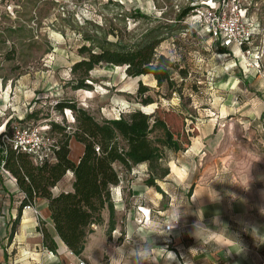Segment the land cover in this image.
Listing matches in <instances>:
<instances>
[{
	"label": "rangeland",
	"instance_id": "1",
	"mask_svg": "<svg viewBox=\"0 0 264 264\" xmlns=\"http://www.w3.org/2000/svg\"><path fill=\"white\" fill-rule=\"evenodd\" d=\"M236 6L260 22L254 43L264 51V0H0V125L7 131L31 113V121L75 130V111L57 108L68 101L99 121L141 109L151 123L163 119L180 144L169 149L163 130L153 128L161 157L152 170L115 163V225L110 231L106 208L91 234L101 238L96 264H231L233 243L263 260L264 237L241 224L235 201L249 175L264 174V58L256 74L211 31L218 14ZM151 41L157 45L142 73L102 61L89 72L90 88L73 87L72 66L89 52ZM160 57L162 83L149 72ZM148 96L153 102L144 104ZM71 152L76 157L74 144ZM150 175L160 189L147 183ZM171 220L176 230L167 234Z\"/></svg>",
	"mask_w": 264,
	"mask_h": 264
},
{
	"label": "trees",
	"instance_id": "2",
	"mask_svg": "<svg viewBox=\"0 0 264 264\" xmlns=\"http://www.w3.org/2000/svg\"><path fill=\"white\" fill-rule=\"evenodd\" d=\"M187 12L185 11L183 16ZM156 45L151 41L136 48L113 50L104 48L100 52H89L88 57L72 66V73L76 78L73 87L90 88L91 84L86 82L89 79V72L102 61L126 63L130 67H136L134 74L142 73L143 70L138 67L142 63L151 62ZM84 50L91 51L87 47ZM160 60L162 64L159 67L149 70L158 83L168 78L166 59L160 57ZM129 73L132 74L131 71ZM151 102L153 99L150 96L144 100V104ZM57 108L60 111L64 108L75 111L77 124L73 130L72 127L69 128L56 120L48 123L50 149L56 157L54 162L34 164L27 152L2 142L1 137L4 132L0 133V154L2 156L5 150V155L2 156L5 160L4 167L25 194L21 200V207L27 204L34 205L40 198L47 199L57 234L74 254L80 255L92 231V225L103 221L102 212L106 208L109 210L110 230L114 227L115 207L112 187L121 180L115 163L122 164L126 170L146 163L152 170L155 162L161 157L159 146L154 144L149 136L153 128L163 130L164 137L160 141L169 149L178 150L180 144L163 119L155 118L151 123V115L141 109H134L118 118L99 121L86 109L77 107L74 102L60 101L57 103ZM33 117H37V114H28L20 122L36 124L37 122L30 120ZM72 139L84 145L78 162L70 158ZM68 172L74 173L73 189L55 195L52 188ZM147 183L160 189L153 175H150ZM41 231L44 245L49 250H56L57 244L47 228L42 225Z\"/></svg>",
	"mask_w": 264,
	"mask_h": 264
},
{
	"label": "crops",
	"instance_id": "3",
	"mask_svg": "<svg viewBox=\"0 0 264 264\" xmlns=\"http://www.w3.org/2000/svg\"><path fill=\"white\" fill-rule=\"evenodd\" d=\"M235 53L239 54V57H243L236 48ZM255 73L257 74V72ZM18 117L24 118V116ZM3 129H5V124L0 125V132ZM72 144L76 147L77 155L76 157L72 156L71 152L70 158L78 162L84 145L75 139L71 140V147ZM138 166L146 167V163ZM73 181L74 173L68 172L52 188L53 193L57 195L62 191L72 190ZM20 192L17 181L9 174L0 171V264H67L78 258L86 260L88 264L98 262L95 254L99 252L101 238L96 235L91 236V234H95L94 230L97 224L92 225V231L86 239L83 252L76 255L57 234L48 200L40 198L33 208L25 209L21 207ZM236 193L238 198L235 205L241 224L250 228L254 235L264 237V174L262 176L260 174L249 175L247 182L243 186L240 185ZM114 207L116 206L114 205ZM145 215L147 214L142 213L143 218ZM102 217L104 220V213H102ZM175 222L177 220H171L166 224ZM166 224L163 225L165 233L175 232L176 227L167 231ZM42 225L47 228L57 244L53 256H48L46 252L48 248L43 242ZM231 249L234 253L231 264H264V251L261 261V256L258 253H255L256 255L249 253L237 243H233Z\"/></svg>",
	"mask_w": 264,
	"mask_h": 264
},
{
	"label": "built area",
	"instance_id": "4",
	"mask_svg": "<svg viewBox=\"0 0 264 264\" xmlns=\"http://www.w3.org/2000/svg\"><path fill=\"white\" fill-rule=\"evenodd\" d=\"M214 15H217L216 13ZM216 17L219 23L218 28H213L212 36L219 40L224 49L236 48L246 60L250 69L260 72L264 58L262 47L254 43V39L260 33V22L253 19H246L241 8L235 7L232 13H223V16ZM222 21V22H221ZM19 118L11 123L8 131L3 129L2 142L10 144L15 149L27 152L34 164L40 165L46 161L54 162L56 157L50 149L51 142L47 137L48 123L24 124ZM5 155V150L2 156ZM0 154V171L12 176L4 167L5 160ZM12 178H14L12 176ZM15 180V178H14ZM25 194L20 192V200ZM25 209L33 208V205H25ZM37 211V210H36ZM175 224H166L165 229L170 231ZM48 256H53L54 251L46 249ZM67 264H88L86 260L78 258L76 261Z\"/></svg>",
	"mask_w": 264,
	"mask_h": 264
},
{
	"label": "bare ground",
	"instance_id": "5",
	"mask_svg": "<svg viewBox=\"0 0 264 264\" xmlns=\"http://www.w3.org/2000/svg\"><path fill=\"white\" fill-rule=\"evenodd\" d=\"M75 143V142H74ZM73 145V144H72ZM72 148H73V146H72Z\"/></svg>",
	"mask_w": 264,
	"mask_h": 264
}]
</instances>
